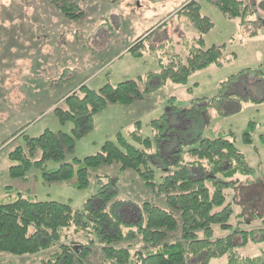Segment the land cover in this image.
I'll return each mask as SVG.
<instances>
[{
  "label": "rangeland",
  "instance_id": "374dc122",
  "mask_svg": "<svg viewBox=\"0 0 264 264\" xmlns=\"http://www.w3.org/2000/svg\"><path fill=\"white\" fill-rule=\"evenodd\" d=\"M74 1L83 9V14L70 18L51 0H0V195L5 201L20 193L32 199L68 203L84 217L87 199L97 192L106 177L99 180L92 173L89 184L80 189L70 182L43 183L36 169L30 170L27 178H11L8 168L13 163L9 152L18 145L24 147V136L34 137L45 129L69 132L71 122L60 124L50 106L62 105V97L73 88L77 90L80 85H86L97 90L106 83L115 85L158 72V56L163 62L170 53L184 59V41L199 36V32L179 12L191 0ZM194 1L199 13L212 21V28L203 35L206 46L224 45L225 52L234 58L221 66L211 64L194 72L185 85L166 81L142 99L108 105L93 115L92 128L75 141L74 148L65 152L61 162L47 161L46 164L48 169H53L74 157L95 154L104 141L114 140L117 133L128 138L136 122L139 134L154 142L156 130L150 125L151 120L159 118L172 105L191 108L195 99L198 114L193 134L200 138L228 135L250 168L248 175L235 174L225 180L223 191L231 211L230 228L214 226L213 237L234 233L233 242L224 254L209 257L206 264H227L232 253L264 254V240L260 239L263 233L258 231L264 228V0H240L248 6L247 12L252 11L246 16L251 22L243 26L237 18H226L213 4L215 0ZM72 31L78 33L76 37L71 35ZM147 34L148 38L129 50ZM220 89L225 101L219 108L214 103L197 104L201 98H213ZM226 95L234 97L227 99ZM250 123L253 125L249 134L251 141L246 143L243 135ZM171 124L174 130L168 131L169 138L160 142L161 146L168 144V148L161 152L166 166H160L163 171H157L156 181L174 169L171 164L177 149L190 144L192 139L185 132V120H172ZM182 131L185 136L178 143L175 138ZM182 157L186 162L194 160L185 152ZM101 173L116 179V189L112 190L124 202L115 209L123 235L130 230L127 225L133 226L140 219L141 212L136 207L143 200L170 210L164 195L145 187L133 170H120L113 164L103 165ZM201 174L202 171L193 170V176ZM89 224L84 231L66 230L64 239L69 246L81 251L88 249L82 262L76 260L74 264H94L103 258L101 243L92 232L94 222ZM114 230L117 228H106L107 233ZM240 231H254V234L243 239ZM179 237V232H172L168 238L175 241ZM112 245L126 246L125 243ZM142 245L135 239L132 249ZM41 254L6 256L0 253V264H38ZM201 261L200 256H195L187 264H201Z\"/></svg>",
  "mask_w": 264,
  "mask_h": 264
},
{
  "label": "trees",
  "instance_id": "16d2710c",
  "mask_svg": "<svg viewBox=\"0 0 264 264\" xmlns=\"http://www.w3.org/2000/svg\"><path fill=\"white\" fill-rule=\"evenodd\" d=\"M51 1L67 17L75 18L83 14V9L75 1ZM213 4L226 18H237L241 26L251 22L246 16L252 11L248 10V13V6L240 0H215ZM179 12L184 13L189 23L199 32V36L184 41V59L170 53L166 62H163L158 56V72H149L115 85L106 83L97 90L86 85H80L77 90L73 88L62 97V105L55 104L52 107L60 124L71 122L70 131L45 129L37 136H24V147L18 145L9 152L8 157L13 163L8 168L11 178H27L30 170L36 169L43 183L70 182L78 189L89 184L92 173L99 180L103 177L107 180L87 199L84 217L68 203L32 199L20 193L5 201V197L0 195V253L6 256H25L44 252L38 264H74L76 260L82 262L88 249L75 250L64 238L68 232L66 230L74 228V232L84 231L89 228L90 221L94 222L91 231L101 243L100 252L103 255L94 264H187L188 259L195 256H200L201 264H206L209 257H219L231 246L234 233L213 237L214 226L230 228L228 220L231 211L223 191L225 180L235 174L248 175L250 168L243 153L228 135L200 138L193 134L198 114L195 113L198 111L194 106L195 99L192 100L191 108L181 109L172 105L159 118L151 120L150 125L156 130L154 142L150 137L139 134V123L136 122V128L129 132L128 138L117 133L114 140L104 141L95 154L83 158L74 157L70 162H62L53 169H48L46 164L47 161L61 162L65 152L74 148L75 141L92 128L93 115L108 105L129 104L142 99L166 81L185 85L194 72L211 64L221 66L234 58L233 54L225 52L224 45L206 46L203 35L212 28V21L199 13L194 0L183 5ZM149 34L137 40L129 50L136 48ZM153 80H156L154 84ZM222 91L220 89L211 99H196L199 101L197 104L207 106L214 103L219 108L225 101ZM226 96L227 99L234 97ZM172 120H185V132H189L192 139L190 144L186 143L185 147L177 149L171 164L174 169L163 173L160 180L156 181L157 171H163L160 166H166L161 152L168 148V144L161 146L160 142L169 138L168 131L174 130ZM252 128L250 123L244 132L246 143L251 141L249 134ZM183 131L175 138L178 143L185 136ZM184 152L193 156L194 160L186 162L182 157ZM113 164L120 170H133L140 176L145 187L163 194L164 202L170 210L143 200L136 207L141 212L140 219L133 226L127 225L130 230L123 235L115 209L124 202L117 199V191L112 190L116 186V179H112L109 174H99L103 165ZM194 169L202 171V174L193 176ZM109 227H116L117 230L107 233L106 228ZM133 227L136 229L132 230ZM258 231L263 233L260 239L264 240V228ZM172 232L180 233L178 240H169ZM240 233L245 239L248 234L253 235L254 231ZM135 239H139L143 245L132 249ZM113 243H125L126 246H114ZM227 264H264V254L243 256L232 253Z\"/></svg>",
  "mask_w": 264,
  "mask_h": 264
},
{
  "label": "crops",
  "instance_id": "0c3cea01",
  "mask_svg": "<svg viewBox=\"0 0 264 264\" xmlns=\"http://www.w3.org/2000/svg\"><path fill=\"white\" fill-rule=\"evenodd\" d=\"M70 33H71V35H72L73 37H76V35L78 34V33H77V32H75V31H74V32L72 31V32H70ZM76 33H77V34H76ZM67 34H68V33H67ZM63 44L65 45V43H64V42H63ZM72 44H74V43H72ZM20 59H21V57L19 58V60H20ZM53 106H54V105H53ZM53 106H50V107H51V109H52V107H53ZM50 107H49V108H50ZM259 229H261V228H259ZM2 256H5V255H2Z\"/></svg>",
  "mask_w": 264,
  "mask_h": 264
},
{
  "label": "flooded vegetation",
  "instance_id": "af4514ba",
  "mask_svg": "<svg viewBox=\"0 0 264 264\" xmlns=\"http://www.w3.org/2000/svg\"><path fill=\"white\" fill-rule=\"evenodd\" d=\"M74 1V0H73Z\"/></svg>",
  "mask_w": 264,
  "mask_h": 264
}]
</instances>
